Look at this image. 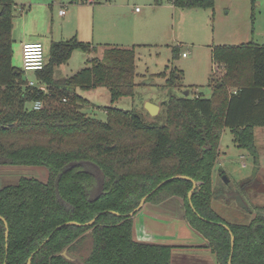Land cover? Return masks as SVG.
Listing matches in <instances>:
<instances>
[{
	"label": "trees",
	"instance_id": "1",
	"mask_svg": "<svg viewBox=\"0 0 264 264\" xmlns=\"http://www.w3.org/2000/svg\"><path fill=\"white\" fill-rule=\"evenodd\" d=\"M172 5L206 10L214 0H172ZM13 7L14 0H0V166L43 167L47 180L20 178L0 188V264L29 259L30 264H171L172 250L187 247L138 241L133 217L125 215L158 184L177 176L189 180L167 181L145 204L175 201V216L206 242L217 264H228L229 258L231 264H264V204L245 202L247 208L227 220L213 208L223 198L213 194L224 190L212 188L224 128L252 158L241 194H247V181H261L253 128H264V46H215L211 96L170 93L163 125L113 106L104 109L101 121L83 111L87 100L77 91L107 89L111 104L133 97L134 48L107 46L87 67L56 81L55 69L73 52L95 49L75 38L52 42L43 70L34 73L36 85L47 90L41 92L27 86L11 63ZM181 72L171 67L162 74L165 84L176 88ZM36 101L42 109H32ZM91 164L103 174L98 196ZM191 181L197 186L189 200ZM94 218L90 226L66 225Z\"/></svg>",
	"mask_w": 264,
	"mask_h": 264
},
{
	"label": "rangeland",
	"instance_id": "2",
	"mask_svg": "<svg viewBox=\"0 0 264 264\" xmlns=\"http://www.w3.org/2000/svg\"><path fill=\"white\" fill-rule=\"evenodd\" d=\"M14 1L22 3L30 0ZM31 1L34 3L25 9L28 14L25 24H22L23 13H13V29L11 31L13 44L11 47H16L15 44H18L17 42L21 38L20 34L26 28L27 36L40 34L41 38L39 37L38 43L41 42L40 44L43 46L46 61L49 57L52 42L67 41L72 38V34L77 30L82 35V27L79 28V26L84 24L75 21L76 16L74 17L71 11L74 6L78 5L73 4L71 0ZM93 2L96 8V16L98 15L101 18L95 20L96 37L101 36L106 40L112 37L109 31L103 29L101 25L105 22L103 14L115 16L112 12L123 11L128 13L137 8L138 12L146 15L148 11L145 6L156 5L155 14H148L152 23L147 22L151 23L150 26H156V43L152 41L151 45L134 48L136 58L134 96L120 98L111 104L107 89L78 90V94L87 100L83 111L101 121L106 120L104 109L113 106L119 110L135 112L147 123L163 125L165 123L163 103L170 93L179 96L183 91H188L191 93L190 97H193L194 94H199L205 98L211 96L210 81L216 77L213 71L214 65L210 60L209 44L237 46L250 41L256 44L264 41V0L248 1L247 9H244L241 2L224 5L222 0H216L213 16L212 14L209 15L206 10L196 9L193 11L201 16L195 15L193 11L190 12L191 14L183 11L180 12L179 17L173 16L171 9L168 7L170 4L168 0H93ZM105 2H110L113 6L108 8L104 5ZM41 4L44 5L41 6ZM59 5L63 6L67 12L65 18H60L57 15ZM88 16V13L83 14L82 20L87 22ZM95 21L91 20L88 23L93 25ZM17 33L19 34L17 35ZM175 40L182 43L181 53L182 51L186 52L188 58L178 56L174 60L172 59L171 47L175 44ZM95 45L104 46L98 43ZM96 52L97 50L91 51L89 53L91 55L81 51L73 52L67 63L55 69L54 77L62 78L73 75L82 68L79 66L82 64L81 60L83 62L85 55L91 58L101 57L102 53H97V55ZM16 66L17 69H21V63ZM171 67L182 71L181 80L176 88L167 86L165 79L162 78V74L168 73ZM28 74L29 78H33L34 74ZM146 103H151L160 108L157 115L151 116L148 114L145 109ZM254 134L258 152L261 154V156L259 155V162L260 160L264 161L262 157L264 156L262 155L264 154V129L261 127L256 128ZM252 167L251 156L248 152L235 146L233 134L229 129L224 128L218 147L217 160L212 170V188L224 190L223 193L227 197L215 200L216 203H214L213 208L217 214L222 215V217L227 216V220L233 219V212L239 208L242 209L238 206L237 198L249 205H252L253 201L264 204V169H259L261 181L257 180L258 183L247 181L245 185L247 194L242 195L240 192V182H245L251 176ZM20 178H34L46 182L47 170L43 167L0 166V188L16 184ZM232 195L233 197H230ZM235 195L237 198H235ZM145 205L147 210L152 212L161 209L156 204L147 203ZM203 254L204 252L200 256L205 257ZM200 256L194 257L193 251L190 250L174 249L172 250L171 264H217L216 262L212 263L207 255L206 258L209 262Z\"/></svg>",
	"mask_w": 264,
	"mask_h": 264
},
{
	"label": "crops",
	"instance_id": "3",
	"mask_svg": "<svg viewBox=\"0 0 264 264\" xmlns=\"http://www.w3.org/2000/svg\"><path fill=\"white\" fill-rule=\"evenodd\" d=\"M170 4L168 7L171 9L173 16L179 17L180 12L186 11L189 12L187 14H191L190 12L196 9H177L172 5V0H168ZM216 0H214L215 3ZM248 1L250 0H222L224 5H232V4H237L238 2H241V5L244 7V9L248 7ZM253 1V0H251ZM72 2V0H71ZM34 2L33 1H27V2H15L14 1V7H13V13L14 12H20L23 13L22 15V24L26 23L27 19V12H25V9L27 6L32 5ZM73 4H77L78 6H74L72 9V13L75 17V21L78 23H83L81 32L82 35L79 33V30L75 31L74 34H72V38H75L76 40H80V42L84 43H89L91 48H94L95 51L97 50V53H103V50L105 47L109 46H117L120 48H135V47H142V46H147L151 45L152 41L153 43H156V26H150L151 18L149 17L150 14H155L156 12V5L154 6H145L147 8L148 13L142 14V12H138L134 9V11H130L128 13L123 12V11H116L112 12L115 16H110L109 14H103V19L105 22H103L101 25L103 29H106L109 31L110 35L112 38L106 40L103 39L101 36L96 37V21L97 19H101L98 15L96 16V8L93 0H76L75 2H72ZM159 4V3H158ZM44 4H41L43 6ZM104 5L109 8V6H113L110 2H105ZM57 6V5H56ZM120 6H122L120 4ZM129 7V6H127ZM64 10V14L60 15L59 11ZM154 9V11H153ZM204 10V9H203ZM206 11L210 14H214V7L212 9H206ZM178 12V13H176ZM195 15H199V13H196ZM89 14L88 16V21L91 20H96L95 23L89 24L88 21L84 22L82 20L83 14ZM149 14V15H148ZM57 15L60 18H65L67 15V12L63 8V6L59 5L58 10H57ZM189 16V15H188ZM201 16V15H199ZM150 21L151 23H147ZM102 22V21H101ZM104 24V25H103ZM13 29V25H12ZM88 29V31H87ZM205 29V28H204ZM26 28L23 29L22 33L20 34L21 38L17 42L18 44H15L16 47L12 48V58H11V63L13 67L17 68L16 65L18 63H21V46L23 43H35L39 42V37L41 38L40 34L37 33L31 34V35H26ZM19 33H17L18 35ZM11 37L12 32H11ZM70 38V39H72ZM105 41H110V42H105ZM41 43V42H40ZM102 44V46H96L95 44ZM217 43V42H216ZM251 43V41H250ZM254 43V42H252ZM13 44V40H12ZM256 44V43H255ZM156 45V44H154ZM220 45H225V44H209V51H210V60L212 62L211 58V52L215 46H220ZM258 45H264L263 43H260ZM234 46V45H232ZM183 47L182 43H178L175 40V44L171 47V52L172 49H176L178 52V56H181V58H188V54L186 52L182 51L181 53V48ZM75 53V52H74ZM87 54V53H86ZM183 54H186L185 57H182ZM91 55V54H88ZM98 55V54H97ZM102 56V54H101ZM100 58V57H96ZM91 57H87L85 55L83 62L81 60V65L79 67H82L81 69L85 68L88 66L89 61L91 60ZM85 65V66H84ZM80 69V70H81ZM22 71V64H21V69ZM79 71V70H78ZM77 71V72H78ZM23 73V72H22ZM76 73V72H75ZM34 73H30V75H33ZM29 74L23 73V79H28ZM70 77V76H68ZM67 77H62V78H55L57 80L65 79ZM32 81L36 80L33 78H29ZM44 85V84H43ZM45 86V85H44ZM78 92V91H77ZM160 109V108H159ZM258 128V127H256ZM256 128H253V133ZM264 129V128H262ZM261 130V129H260ZM262 131V130H261ZM262 132L260 133V135ZM255 136V134H254ZM255 142H256V136H255ZM264 155V154H262ZM261 156V154H260ZM264 159V156H262ZM260 165V170L264 169V161L259 162ZM158 207H161L159 211L156 210V212H152L147 210L146 205L142 207V209L136 213L133 216L134 220V234L135 237L138 241L142 242H147V243H161V244H169V245H174V246H182V247H187L183 248L186 250L193 251V256L194 257H199L201 253L204 252L203 255L205 257L200 256L201 258H204L209 262V260L206 258L210 257V261L216 262L214 255L210 252V250L206 246V242L202 240L199 236L195 235L190 231L188 228L187 224L181 220L178 219L175 216V213H177V207L175 201H167L165 203H162L158 205ZM157 208V207H156ZM169 208H171L169 210ZM175 211V212H174ZM164 213V214H163Z\"/></svg>",
	"mask_w": 264,
	"mask_h": 264
},
{
	"label": "water",
	"instance_id": "4",
	"mask_svg": "<svg viewBox=\"0 0 264 264\" xmlns=\"http://www.w3.org/2000/svg\"><path fill=\"white\" fill-rule=\"evenodd\" d=\"M187 94H188V92L186 91V92L184 93V95H187ZM145 109H146V111L148 112V114L151 115V116H155V115H157V113H158V111H159V107H158V106H155V105H153V104H151V103H146V105H145ZM91 167H92L93 170H94L95 177H96L97 184H98V187H97V193H96V196H98V195L101 193L102 186H103V174H102L101 170H100L97 166L91 164ZM172 179H184V180H189V178L186 177V176H177V177H173V178H170V179H167V180L161 182V183L158 184V185H157V186H156V187H155V188H154V189H153L148 195H146L145 197H143V198L140 200L138 206H137L132 212H130L129 214H127V215H125V216H126V217H127V216H129V217H133L136 213H138V212L142 209V207L145 205V202H146L147 198H148L151 194H153L154 191H156L158 188H160L162 185H164L167 181L172 180ZM225 181L227 182L226 179H225ZM191 182H192V190L188 193V199H189V200H190V198H191V195H192L193 190H194V189L196 188V186H197V184H196L194 181H191ZM219 196H222L223 198H224V197H227L226 194L223 193V192H216V193L213 194V198H218ZM230 197H233V195L230 196ZM235 198H237L236 195H235ZM237 200H238V206H239V207H241V208H243V209H246V208H247V207H246V204H245L244 202H242V201H241L240 199H238V198H237ZM114 214L118 216V214H116V213H114ZM94 221H95V218L92 219L91 221H89L88 223L83 224V225H80V224H77V223H74V222L66 223V225L90 226V225H92V224L94 223ZM4 223H5V222H4ZM6 226H7V225H6V223H5V227H6ZM223 227L225 228V230L229 231V229H228L227 226L223 225ZM59 228H60V227H58L57 229H59ZM5 237L7 238V231H6V233H5ZM230 241H231V249H232V248H233V237H232V236H231V238H230ZM63 255H64V257L66 256L65 253H63ZM66 259H69V258L66 257ZM230 259H231V258H229V260H228V264H231ZM27 264H30V259L28 260Z\"/></svg>",
	"mask_w": 264,
	"mask_h": 264
},
{
	"label": "built area",
	"instance_id": "5",
	"mask_svg": "<svg viewBox=\"0 0 264 264\" xmlns=\"http://www.w3.org/2000/svg\"><path fill=\"white\" fill-rule=\"evenodd\" d=\"M138 11V9H135ZM60 15L64 14V10L59 11ZM264 46V45H263ZM186 54H183L182 57H185ZM45 58L43 53V46L38 42L33 43H23L21 46V64L22 72L25 74L35 73L43 70L45 66ZM26 85L29 87H37L41 92H47L46 88L43 85H36L35 81L30 80L29 78L25 80ZM65 101V100H63ZM43 105L40 101H36L32 105L33 110L42 109Z\"/></svg>",
	"mask_w": 264,
	"mask_h": 264
}]
</instances>
